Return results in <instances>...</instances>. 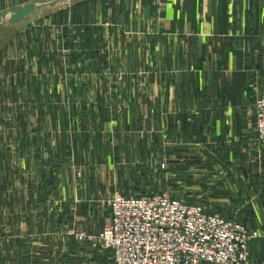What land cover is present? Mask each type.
<instances>
[{
  "label": "crops",
  "instance_id": "0c3cea01",
  "mask_svg": "<svg viewBox=\"0 0 264 264\" xmlns=\"http://www.w3.org/2000/svg\"><path fill=\"white\" fill-rule=\"evenodd\" d=\"M3 41L0 264H111L77 234L156 170L264 264V0H0Z\"/></svg>",
  "mask_w": 264,
  "mask_h": 264
},
{
  "label": "built area",
  "instance_id": "2783aa9c",
  "mask_svg": "<svg viewBox=\"0 0 264 264\" xmlns=\"http://www.w3.org/2000/svg\"><path fill=\"white\" fill-rule=\"evenodd\" d=\"M255 105V138L264 143V93ZM109 219L96 234L79 233L110 253L112 264H250L261 237L246 223L188 203L170 189L139 195L114 192Z\"/></svg>",
  "mask_w": 264,
  "mask_h": 264
},
{
  "label": "rangeland",
  "instance_id": "374dc122",
  "mask_svg": "<svg viewBox=\"0 0 264 264\" xmlns=\"http://www.w3.org/2000/svg\"><path fill=\"white\" fill-rule=\"evenodd\" d=\"M3 43H4V41L1 42V44H0L1 48H2ZM2 50H4V49H2ZM145 175L146 174H144V176H142L143 178H141L139 181L138 180L137 181L135 180L136 182L135 181H131L130 184H128V185H126V183H125V189L123 191H121V189H118L119 191H115V192H119L122 195L129 196V195L145 194V193H149V192L154 191V190L170 189V191L173 193V195L175 197H177V198H180V199H182V200H184V201H186L188 203H197V204L203 205V204H201V201H200V200H202V197H198L197 196V192H198L197 189L198 188H202V185H203L202 182H200L198 184L199 187L197 186L196 190L194 188L192 190H190V191H188L186 189L185 190L183 189L184 193H181V187L179 186V184H176V183H179V181H177L176 183L172 182L174 184L170 185L169 184L170 182L168 183V181L164 178V174L163 173H159V171H157V170H156L154 178H151V177L148 178ZM193 186H194V184H193ZM211 210L214 211V209H211ZM107 211H108L107 212V214H108L109 210H107ZM215 212H217V211H215ZM109 215L110 214H108V219H109ZM98 232H94V233L90 232L88 234H93L94 235V234H96ZM78 235L79 234H77V236ZM95 247L100 249L97 246H95ZM108 254H109L108 257H110V253L109 252H108ZM109 259L111 261V257ZM111 264H112V261H111Z\"/></svg>",
  "mask_w": 264,
  "mask_h": 264
}]
</instances>
